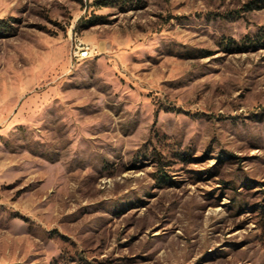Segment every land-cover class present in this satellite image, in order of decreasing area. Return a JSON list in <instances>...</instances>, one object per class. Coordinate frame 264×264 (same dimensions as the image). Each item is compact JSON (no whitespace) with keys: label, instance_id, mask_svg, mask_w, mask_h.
<instances>
[{"label":"rangeland","instance_id":"374dc122","mask_svg":"<svg viewBox=\"0 0 264 264\" xmlns=\"http://www.w3.org/2000/svg\"><path fill=\"white\" fill-rule=\"evenodd\" d=\"M91 1L0 0V264H264V0Z\"/></svg>","mask_w":264,"mask_h":264},{"label":"trees","instance_id":"16d2710c","mask_svg":"<svg viewBox=\"0 0 264 264\" xmlns=\"http://www.w3.org/2000/svg\"><path fill=\"white\" fill-rule=\"evenodd\" d=\"M78 1L83 2V0H78ZM126 1H131V0H92L90 3L92 5H95L96 7H102V6H109L118 3H125ZM90 21L91 19H88V22ZM262 35L264 37V32L262 33Z\"/></svg>","mask_w":264,"mask_h":264},{"label":"built area","instance_id":"2783aa9c","mask_svg":"<svg viewBox=\"0 0 264 264\" xmlns=\"http://www.w3.org/2000/svg\"><path fill=\"white\" fill-rule=\"evenodd\" d=\"M88 46L80 44L78 50L81 56H86L88 53Z\"/></svg>","mask_w":264,"mask_h":264}]
</instances>
